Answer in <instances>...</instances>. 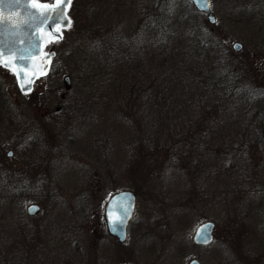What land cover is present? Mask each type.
I'll list each match as a JSON object with an SVG mask.
<instances>
[{
	"label": "rangeland",
	"instance_id": "1",
	"mask_svg": "<svg viewBox=\"0 0 264 264\" xmlns=\"http://www.w3.org/2000/svg\"><path fill=\"white\" fill-rule=\"evenodd\" d=\"M211 4L213 24L188 0H74L32 91L0 64V264H264V0ZM122 189L125 244L104 218Z\"/></svg>",
	"mask_w": 264,
	"mask_h": 264
},
{
	"label": "water",
	"instance_id": "2",
	"mask_svg": "<svg viewBox=\"0 0 264 264\" xmlns=\"http://www.w3.org/2000/svg\"><path fill=\"white\" fill-rule=\"evenodd\" d=\"M71 1L59 0V4L48 5L33 3L32 0H0V62L12 66L18 73L20 84L30 87V77L35 79L31 72L35 58L42 59V45L44 41L41 31L55 33L56 26L68 24L67 10ZM202 13H205L211 23L216 16L211 10L210 0H190ZM235 50H241L239 42L234 43ZM5 58H10V62ZM46 69V67H45ZM65 80L70 81L66 76ZM33 83V82H32ZM29 86H25L28 85ZM9 156L12 152L8 153ZM137 195L131 190H122L112 195L104 205V218L108 232L116 237L120 243L128 239V226L136 214ZM30 215H36L40 206L31 204L28 209ZM213 221L200 224L193 240L198 245H208L214 239ZM133 264V263H124ZM190 264H200L193 259Z\"/></svg>",
	"mask_w": 264,
	"mask_h": 264
},
{
	"label": "flooded vegetation",
	"instance_id": "3",
	"mask_svg": "<svg viewBox=\"0 0 264 264\" xmlns=\"http://www.w3.org/2000/svg\"><path fill=\"white\" fill-rule=\"evenodd\" d=\"M54 56H55V53L53 51H51V52L47 53V55L45 57H42V60L40 61V64H39V71L41 72V74L45 75V74L49 73V71L51 70L52 61H53ZM45 67H46V69H45ZM32 78L30 77V79H29L30 82L31 81L33 82V79ZM32 82L30 84H32ZM25 86L27 87V86H29V84L28 85H25ZM31 102L32 103L37 102V105L36 106H38V104L40 103V100L37 101L36 99H33V100H31ZM0 106L5 107V106L2 105V102L0 103ZM21 137H22V135H20V137H19V140L20 141H19V144L18 145L20 146L21 151L25 152L27 150V146H26L25 140L23 142V139H22L23 137L22 138ZM25 158H26V154H22L21 157H20V161H22ZM206 221H210V220H206ZM215 229H216V223H215V227H214V230H213L214 231V237H215ZM128 236H129V231H128ZM112 237L115 238L116 240H118L116 237H114V236H112ZM127 241H128V239H127ZM193 242H194V240H193ZM125 243H123V244H125ZM194 244H195V246H203V245H198L195 242H194Z\"/></svg>",
	"mask_w": 264,
	"mask_h": 264
},
{
	"label": "snow or ice",
	"instance_id": "4",
	"mask_svg": "<svg viewBox=\"0 0 264 264\" xmlns=\"http://www.w3.org/2000/svg\"><path fill=\"white\" fill-rule=\"evenodd\" d=\"M68 2H70V0H68Z\"/></svg>",
	"mask_w": 264,
	"mask_h": 264
}]
</instances>
